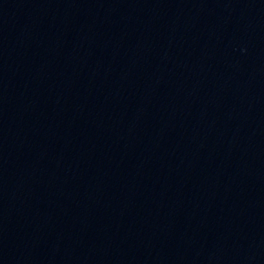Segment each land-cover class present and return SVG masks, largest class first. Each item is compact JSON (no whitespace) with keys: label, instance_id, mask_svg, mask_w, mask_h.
Masks as SVG:
<instances>
[{"label":"water","instance_id":"1","mask_svg":"<svg viewBox=\"0 0 264 264\" xmlns=\"http://www.w3.org/2000/svg\"><path fill=\"white\" fill-rule=\"evenodd\" d=\"M0 264H264V0H0Z\"/></svg>","mask_w":264,"mask_h":264}]
</instances>
